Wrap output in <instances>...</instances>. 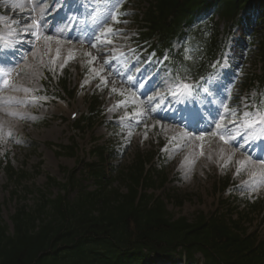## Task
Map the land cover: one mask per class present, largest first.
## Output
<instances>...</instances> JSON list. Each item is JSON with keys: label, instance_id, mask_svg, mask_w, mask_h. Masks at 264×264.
I'll return each instance as SVG.
<instances>
[{"label": "trees", "instance_id": "16d2710c", "mask_svg": "<svg viewBox=\"0 0 264 264\" xmlns=\"http://www.w3.org/2000/svg\"><path fill=\"white\" fill-rule=\"evenodd\" d=\"M254 1L153 0L145 14L146 31L142 35L158 38L164 49L201 12L216 14L226 24L225 35L231 34L240 25V13ZM257 1L264 23V0ZM239 27L241 42L247 39L246 46L252 47L248 40L254 35ZM216 30L207 24L192 29L191 42L183 46L181 57L188 49L199 48L208 59L214 58L223 43ZM260 49L264 62V36ZM242 50L238 48L241 59ZM195 64L201 68L207 63L200 60ZM195 64L189 65L194 68ZM259 82L264 86V73ZM149 160V156L139 155L128 175L124 178V173L120 174L127 193L111 188L112 180L101 179L96 172L97 184L101 185L96 193L81 190L74 203L65 196H41L36 211L17 212L12 217L13 234L6 224L0 226V264H146L147 260L152 264L158 257H179L195 263L198 254L203 256L202 264H264V243L247 233L243 217L236 221L224 214H199L193 220L176 218L162 198L148 194V189L157 190L167 180L159 173V181L145 175ZM8 173L11 179L16 175L12 170ZM175 200L181 207L183 197L176 196ZM253 211H261V205H253Z\"/></svg>", "mask_w": 264, "mask_h": 264}, {"label": "rangeland", "instance_id": "374dc122", "mask_svg": "<svg viewBox=\"0 0 264 264\" xmlns=\"http://www.w3.org/2000/svg\"><path fill=\"white\" fill-rule=\"evenodd\" d=\"M5 1L6 0H0L1 10L4 7ZM31 1L32 0H11L10 2L14 7L20 5L19 8L24 10L31 7ZM37 2V5L40 7L43 0H37ZM135 4L128 10L129 13H127L122 20L119 19L121 21L120 23L109 22V26L116 30L120 28L119 30H122L123 33L129 31L128 35L133 36L134 31H138L137 29L140 26L138 21L143 20V14L149 7L146 0H135ZM45 7L48 11L49 6L47 1ZM32 8H35V5ZM36 11L39 13L37 9ZM124 21H127V23H124ZM119 24H121L120 27H118ZM48 27L50 26L48 25ZM223 29L224 25L221 24V32ZM47 34L53 35V33L50 32ZM77 35L80 34L77 33ZM261 35L262 34L260 33L257 34V39L253 48L255 53L250 55L249 61L240 69L238 75H236L234 83L230 84V88L235 91V97L241 98L242 107H245V105H253V102L251 103V98L255 97L253 91H255V87L258 85L256 81L258 80L257 76L261 75V63H259L260 58L258 62H256V58H253L254 55L258 54L257 51L260 45L259 42L262 38ZM57 40H59L58 36L54 35L53 40H39L34 45V48L28 52V56L31 57V60L28 59L27 61L29 62L25 64L27 67L26 72H31V66L40 62L38 68V70H40L39 75L43 78V73H45L47 74V77L53 76L56 78L61 73L60 65H62V63L53 64L50 60L42 61L45 54L53 52V48L56 46L67 56L73 54L72 57H74V60H71L72 63L69 67L67 79L73 86H79L80 84L79 88L83 90L78 94L77 99L75 100L77 106L73 108V110L77 111L79 115L84 114L86 113V107L84 106L86 99L84 98L88 93L87 89H84L81 83L83 80L88 79L92 81V84L96 82L95 77L89 76V72H91V64L94 63L91 62L85 54L91 53V55H94V48L90 46L89 40L87 39H82L84 42L87 41V46L84 48L85 53L82 51L83 49H78L77 44L62 41L58 43ZM231 46L232 42L229 43V48ZM29 76L30 74L27 75V77ZM247 76H249L251 84L247 89L248 91L243 92L244 88H242L241 82H243ZM25 79L20 83L24 82ZM117 94L121 96L120 91L117 90L116 92H113L109 100L107 99V105L105 101L106 109H108V111L111 108L113 109L114 106V102L110 104L112 98L116 100L120 99V96H117ZM130 104L131 103H125V101L119 103V105L122 106L120 111L126 114V109L130 107ZM43 111L46 113V118L40 120L42 126L35 128L29 127V124H27V126L22 129L31 140L28 148L21 150L16 149V151L13 152L10 148V140L7 139L5 140V145L0 146V158L9 160L15 168L25 167L29 174H33V179L28 182L27 188L41 189L42 191L45 189L48 190V178H55L61 183L66 182L67 177L64 176L63 169L71 170L76 168L78 172L77 178L83 181L82 184L87 185L88 187L92 185V188L94 189L95 183L92 179L87 180V176L79 159H72L57 154V152L60 151L59 147L71 143L70 138H72L75 133L68 121L71 113L68 106L66 104H63V106L50 105V108L44 107ZM128 123L129 121L124 124ZM104 128L105 126H100L96 129L97 135L103 137L101 142H107L108 140L107 135H102L105 133ZM213 131L215 130L213 129ZM211 132L212 131L206 133L203 140L185 137L187 140L180 138L179 140L172 141V138L169 137L174 135V130L160 127L153 130V123L147 126L145 131L143 129V131L135 132L134 130L125 129L122 138L126 141L127 152L124 155L122 163L129 164L132 162L135 154L146 155L151 154L152 152H156V154L159 152L163 157L156 158L155 167L165 166L170 182L157 194L161 195L164 199L166 198L169 210H171V212L177 217L185 216L189 219H193L199 213L212 214L218 211L225 212L228 206H219V202H223L229 197L231 202H233L232 196L225 195V193H223V195L221 193L215 194L214 192L216 181L223 177H230L235 182V192L241 193V196L246 195L253 198L255 195L260 194L264 197V171L250 168L245 164V167L241 169L239 175H237L239 165L236 162V156L231 155L230 158L229 153L220 150L224 145L221 142L219 135L212 136ZM145 133H147L146 139ZM76 136L78 138L76 140L78 146L79 144L81 145L79 150L80 148L84 149L85 155L91 146L90 139L89 137L82 136V134L77 135L75 133L74 137L76 138ZM54 145L58 147H55ZM177 145H179V147H177ZM224 147L227 149L226 146ZM165 149H167V151H165ZM12 152L13 154H11ZM26 153H28L27 160L25 161V166H23V156H25ZM63 153L64 152H62V154ZM84 155L81 158L87 160V157ZM239 157H241V154ZM188 158L189 161L186 163ZM253 172L256 173L255 176L259 177V179L247 184L245 180L253 177ZM6 186L7 180L4 174L0 172V223L5 222L10 229H12L11 216L15 214L19 206L24 204V201L20 200L24 194L19 192V197L13 200L12 194L9 193L11 189L7 190ZM50 191L56 194L59 190L52 188ZM173 194L185 198V203L182 208H178L171 199L168 200L167 196ZM235 195L239 196V194ZM27 199L29 200V206H32L34 200L32 196H27ZM251 218L253 221L248 222L246 225L249 228V232L257 233L259 239L264 241V226L263 223H261V218L258 215H253Z\"/></svg>", "mask_w": 264, "mask_h": 264}, {"label": "snow or ice", "instance_id": "6c2138e0", "mask_svg": "<svg viewBox=\"0 0 264 264\" xmlns=\"http://www.w3.org/2000/svg\"><path fill=\"white\" fill-rule=\"evenodd\" d=\"M64 0H54L53 7L55 8L57 5L63 3ZM123 3V0H110L108 6V15L105 18L104 23L100 26L99 31L93 30L92 34L89 35L88 40L89 44L92 48H97V45H104L112 43L111 37L119 36L120 30H114L111 26H109V22L112 23H120L119 16L126 15L127 13L120 12V5ZM46 0H43L39 7V16L29 15L27 17V22L20 24L19 21H16L15 24L19 25L17 35H22L23 37L31 36L32 39H21L18 42H8L3 41L4 50L0 51V63H4L8 67L5 69H0V86L7 87L10 84V77L15 68L22 62L27 59L28 52L34 48L35 41L44 40L51 41L54 39V35H49L46 33H53L56 36H62L67 30L69 24L79 21L75 20L74 16L68 15L65 13L64 16L60 17L56 22H50L46 16L49 13L46 10ZM69 10H72L71 5H66ZM20 7V5H18ZM76 7H82L77 4ZM33 11H36V8H33ZM67 21L68 23H65ZM51 23V27L48 25ZM127 23V21H124ZM63 25V26H61ZM76 39H80L76 37ZM3 38L0 37V41ZM95 41V42H93ZM59 43L60 41L57 40ZM16 43H19L20 47H16ZM24 45H28L27 49L21 50ZM99 51V49H98ZM88 56L91 57V53H87ZM124 54L121 53V56ZM154 55V54H153ZM57 58H59V51H57ZM71 55L68 59H73ZM96 57H92V60H95ZM112 59H118V57L112 56ZM185 60H190L191 55L188 54L184 57ZM164 60H168L167 56H164L162 60L158 61V63H163ZM105 63L111 64V60H106ZM215 70L214 75L221 77V82L228 78V74L226 69L229 67L227 60V53L222 55L221 60H217L215 64L212 65ZM182 69V70H181ZM169 79L165 81L167 85V94H157L156 96H147V102L149 107L147 110H144L143 107L139 108L135 112V117H129V119H136V123L139 124L142 119H146L148 113L162 111L163 108L161 106V101L165 100L167 96L170 95L171 99L177 103H183L187 100L193 98V93L196 92L197 89L202 88L203 85L199 83V81L193 83L191 81V68L187 64L178 65L176 69L168 73ZM126 79L132 82L136 87H143L146 81H136L131 75H128ZM102 83L107 84L106 78L101 77ZM99 87V85H97ZM223 89L226 90L227 94L224 99L231 98V90L228 89L227 84H223ZM27 91V89H25ZM117 89L115 87L112 88V92H116ZM207 92V89H204ZM198 94V92H197ZM123 95V93H121ZM11 99V98H10ZM30 103H35V100L29 101ZM155 102V103H154ZM261 104L264 105V98L261 100ZM119 106V105H117ZM246 108L251 107L253 111H245L242 113L244 119L237 124V110L235 108H229L227 104L221 101V108L216 110V115L218 117L217 120L212 124V127L215 128V131L211 132L212 136L219 135L220 140H222L225 144L229 142H235L237 139V133L239 132L240 136L247 140L244 132H240V129L243 128L245 132L252 130L251 134L253 137L257 135L260 136L262 140H264V107H260L257 105H245ZM123 119V118H122ZM227 120L228 124H225L224 121ZM231 125V127H229ZM259 125L260 131L257 133L255 131L256 126ZM147 128V124L144 125ZM196 131H201V135L195 137L196 139L203 140L204 139V130L199 128L197 124ZM187 137V134H184ZM147 138V133H145V139ZM249 143H256V140L253 139L249 141ZM179 147V145H177ZM202 147V146H201ZM257 148H260V145L257 144ZM264 151V149H260ZM167 151V149H165ZM203 154V153H201ZM257 161L259 162L260 168L264 171V155L257 156ZM239 167L237 169V175L241 169L245 167L246 163H251V157H249L248 161H238ZM227 166V165H225ZM253 176L256 175L255 172L252 173Z\"/></svg>", "mask_w": 264, "mask_h": 264}, {"label": "bare ground", "instance_id": "6f19581e", "mask_svg": "<svg viewBox=\"0 0 264 264\" xmlns=\"http://www.w3.org/2000/svg\"><path fill=\"white\" fill-rule=\"evenodd\" d=\"M1 130V129H0Z\"/></svg>", "mask_w": 264, "mask_h": 264}]
</instances>
